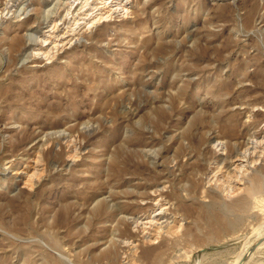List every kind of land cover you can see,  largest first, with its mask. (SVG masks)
Returning a JSON list of instances; mask_svg holds the SVG:
<instances>
[{
  "label": "rangeland",
  "instance_id": "obj_1",
  "mask_svg": "<svg viewBox=\"0 0 264 264\" xmlns=\"http://www.w3.org/2000/svg\"><path fill=\"white\" fill-rule=\"evenodd\" d=\"M8 1L0 264H264V146L251 164L263 179L253 197L239 188L249 177L226 191L213 181V169L233 174L230 156L264 136V0H138L51 59L35 52L45 20L65 7L33 0L20 21L1 18ZM38 158L31 181L15 174ZM157 199L164 223L149 231L176 228L150 245L139 222L162 210Z\"/></svg>",
  "mask_w": 264,
  "mask_h": 264
},
{
  "label": "bare ground",
  "instance_id": "obj_2",
  "mask_svg": "<svg viewBox=\"0 0 264 264\" xmlns=\"http://www.w3.org/2000/svg\"><path fill=\"white\" fill-rule=\"evenodd\" d=\"M136 1L138 2V0H58L55 2V4L52 3L54 6H51L52 9H50V11H52L53 9L58 10L60 8V6H62V8L64 6L65 7L64 10L66 11V14L63 13L64 14L63 18L61 20H58V21H57V19H55V20H53V22H51V21H49V17H48V19L45 20L46 22L44 24H48V27L51 25L52 27H50L49 30L47 28V31L45 30L44 34L42 33L43 35H41V39L38 37L40 39L41 45H40V48L38 50H36L35 55L36 56L41 55V57H42V55L44 54L46 56V58L48 57L49 59H51L52 56H54L55 54H58L60 51H63L64 49H66L67 45L73 44L75 39H76L75 41L80 42L83 39L84 34L88 33V30H91L92 27L100 25L98 27L100 30H103L104 28L105 29L110 28L109 26L111 24H113L111 22H113L114 17H116V18L119 17V18L124 19V18H127L129 14L134 12L133 10L131 11V8H132V6L133 7L135 6ZM32 3H33V0H14V1L9 0L8 2H6L4 4L5 7L3 8L2 12H1V18H4V17L8 18V17L14 16L16 19L19 18L20 21L22 19L28 18L31 11L35 7V5ZM45 4H47V3H45ZM47 16H49V15H47ZM67 20H69V21L67 22ZM0 21H1V19H0ZM51 23H53V24H51ZM62 25H65V27L63 26L64 28L63 27L61 28ZM38 32H40V31H38ZM35 33H36V31H35ZM38 34L39 33H37V35ZM24 37L27 40L33 41L36 38V35L29 32V30H27V32L24 34ZM102 37H105V35L102 34ZM96 41H98V40H96ZM29 46L30 45L25 44V47H24L25 54L27 52H29V49H31ZM38 47H39V45H38ZM28 55L30 56V52ZM28 55L24 56V57H26V60L28 59L27 58ZM45 56H43V57H45ZM23 59L25 60V58H23ZM56 133H58V132H52V133H50V135H52V134L55 135ZM255 138H256V140L254 142H255L256 146L253 144L255 146L253 149L254 150L253 152H250V148H248V147L243 149V150H245L244 152H242L243 150L241 151V149H240V153L238 155L236 154L235 158L230 156L229 161L227 163H225L226 165L229 166V168H231L233 174H231L230 169L228 171H226L228 168L225 169L226 167L224 168V166L221 167L219 165L215 169H213L214 180L213 179L212 180L215 181V183H217L218 188L226 191L228 185H231V179L236 178V180H237V178H238V180L241 181L242 178L246 179L245 177H247V180L250 178L248 185L244 189H241V188H243L245 185L243 187H239V188H240L241 192L244 191L248 195L247 198L249 196L250 197L254 196L255 192L259 189V186L262 183L263 179L260 176H258L257 174L253 173V171H252L253 169L251 170V168H252L251 164H254L253 165V167H254L255 164H257V161L259 160L258 158H257L258 159L257 161L255 160V158L257 156L256 153H257L259 148H262L264 146V136L262 137L261 140H259L258 137H255ZM224 144H225V142H223L222 140H218L215 145H217V147L219 148L221 146L223 147ZM247 145H248V142H247ZM250 146H252V145H250ZM261 151H262V149H261ZM260 153H263V152H260ZM252 155H254V156L252 157ZM259 157H261V156H259ZM39 158L36 161H34V164L28 166L27 168L25 167V169H21L20 167H16V169H15L16 173L15 174L16 175L25 174L26 176L29 175V177H30L29 180L31 181V179L33 177H35L36 174L40 171L39 166H40L41 160ZM255 161H256V163H255ZM31 170H34L32 174H30ZM250 170L252 171L251 173L254 174V175L252 174L253 176L250 175L251 174ZM221 171H223V173H225V172L227 173V176H228L227 180L223 179L225 177H223V178L220 177L219 172H221ZM210 177H212V176H210ZM209 181H211V180H209ZM213 181L211 183H213ZM235 190H234V192H235ZM159 191L157 193H155L156 195L152 194V197L149 196L151 201H156V197L159 196L157 194L160 193ZM230 191L232 194V192H233L232 189H230ZM234 192H233V194H234ZM238 192L241 193L240 191H238ZM162 196L160 195L159 199H161ZM244 197H245V195H244ZM159 201L160 200L157 199V202L154 205L155 207H158L160 205ZM240 203L242 204V202H240ZM161 207H162V205L159 206V208H161ZM159 208H156V210ZM163 210L164 209L160 210V212L159 211L155 212L154 213L155 215L151 214L150 216L143 218V220L142 221L140 220L139 223H141L142 225H148V227L147 226L146 227H147V230L149 231V229H148L149 225H153L152 223L155 222V220L161 221L160 219L163 218V216H162ZM168 210L169 209H167V211ZM167 219L168 218H166V220ZM167 221H169V220H167ZM169 222L171 223V221H169ZM169 222H166V223H169ZM157 223H164V222L161 221V222H157ZM157 223H156V225H154L153 228L150 226L152 228V230H150L149 232H147L146 230L145 231L147 233L143 232L144 236H143V239H141L142 243H148L150 245L156 244V241L158 239H160V237H162L164 234L170 235L173 232V229L176 228V227L174 228L175 225H173L172 223H171L172 224L171 226L168 225L169 226L168 228H167V226H165L166 228H164L162 225L157 226ZM142 225L139 224V226H141V228H142ZM137 226H136V228L139 230L140 228H138ZM142 229H144V228H142ZM164 229H167V230H164ZM140 231H142V230H140ZM174 233H175V231H174ZM171 236L173 237L172 234H171ZM135 249H137V248H135Z\"/></svg>",
  "mask_w": 264,
  "mask_h": 264
}]
</instances>
